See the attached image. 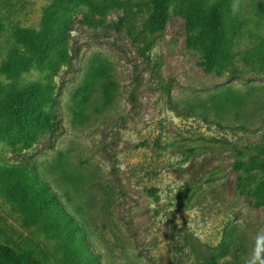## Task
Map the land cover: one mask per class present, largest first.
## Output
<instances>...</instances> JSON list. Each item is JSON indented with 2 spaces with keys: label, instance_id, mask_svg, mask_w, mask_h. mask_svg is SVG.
<instances>
[{
  "label": "rangeland",
  "instance_id": "rangeland-1",
  "mask_svg": "<svg viewBox=\"0 0 264 264\" xmlns=\"http://www.w3.org/2000/svg\"><path fill=\"white\" fill-rule=\"evenodd\" d=\"M93 1L108 10L0 0V88L12 84L2 72L9 55L25 53L16 28L40 30L51 7L71 17L70 58L57 76L21 75L54 83L57 128L37 130L29 147L0 139V166L44 181L80 228L36 219L3 186L0 243L47 264H262L264 202L239 181L244 172L257 179L256 164L228 144L264 158V0H194L220 6L231 53L220 75L204 72L201 45L188 48L177 1L156 34L147 31L152 0Z\"/></svg>",
  "mask_w": 264,
  "mask_h": 264
},
{
  "label": "trees",
  "instance_id": "trees-1",
  "mask_svg": "<svg viewBox=\"0 0 264 264\" xmlns=\"http://www.w3.org/2000/svg\"><path fill=\"white\" fill-rule=\"evenodd\" d=\"M63 4L78 3L88 6L91 10L101 14L104 8L93 0H56ZM177 1L179 13L186 19L187 44L190 50H198L201 45L204 51L203 61L200 63L207 74H221L222 69L231 60L230 40H228L222 22L221 10L218 4L204 8L202 2L186 0H152L153 10L148 19L147 31L151 34L163 32L171 16L170 7ZM116 3V2H114ZM71 17L65 12L57 13L52 7L45 10L41 29L16 28L14 39L25 49L20 54L16 49L2 66L3 74L12 81L9 86H1L0 94V126H5V119H9L14 126L11 136L1 133L0 139L8 141L12 146L25 142L31 146L37 141L36 131L42 129L52 132L57 128L55 106L58 102L54 96V83L25 82L21 80L23 72L31 68L48 70L50 78L57 76L62 65L69 62V27ZM119 26V23L116 25ZM3 28L0 23V30ZM149 45L145 51H150ZM220 143V142H219ZM238 158L249 157L254 162V170L258 174L255 179L251 173L244 172L240 177L251 182L247 186V193L258 202H264V158L249 156L237 145L228 144ZM244 162H237L236 171L242 173ZM5 187L9 198L22 205L33 206L36 219L50 218V223L64 221L73 232L80 230L76 220L68 215L64 206L59 202L55 192L49 186L28 172L22 166H0V188ZM35 197V199H33ZM33 199V200H32ZM90 263L98 264L94 258ZM0 264H47L32 250H17L0 243Z\"/></svg>",
  "mask_w": 264,
  "mask_h": 264
},
{
  "label": "clouds",
  "instance_id": "clouds-1",
  "mask_svg": "<svg viewBox=\"0 0 264 264\" xmlns=\"http://www.w3.org/2000/svg\"><path fill=\"white\" fill-rule=\"evenodd\" d=\"M235 5L233 6V9L235 10ZM261 252H264V238H258L257 239V245H256V251H255V259L259 260ZM264 264V262H262Z\"/></svg>",
  "mask_w": 264,
  "mask_h": 264
}]
</instances>
